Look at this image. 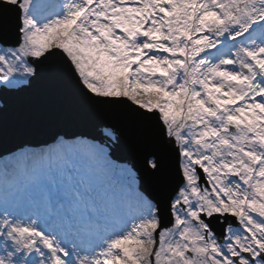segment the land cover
I'll return each mask as SVG.
<instances>
[{
  "label": "snow or ice",
  "instance_id": "6c2138e0",
  "mask_svg": "<svg viewBox=\"0 0 264 264\" xmlns=\"http://www.w3.org/2000/svg\"><path fill=\"white\" fill-rule=\"evenodd\" d=\"M45 67L95 119L0 157V264H264V0H0V95Z\"/></svg>",
  "mask_w": 264,
  "mask_h": 264
},
{
  "label": "water",
  "instance_id": "95a60500",
  "mask_svg": "<svg viewBox=\"0 0 264 264\" xmlns=\"http://www.w3.org/2000/svg\"><path fill=\"white\" fill-rule=\"evenodd\" d=\"M0 156L18 145L50 143L58 134H80L91 131L95 117L85 111L78 98L47 67L33 87L24 93L0 95ZM117 123L121 133L118 155L140 165L142 150L151 142L146 128L128 121ZM167 163V154H164ZM141 185L148 191L158 190L155 181L141 174Z\"/></svg>",
  "mask_w": 264,
  "mask_h": 264
},
{
  "label": "rangeland",
  "instance_id": "374dc122",
  "mask_svg": "<svg viewBox=\"0 0 264 264\" xmlns=\"http://www.w3.org/2000/svg\"><path fill=\"white\" fill-rule=\"evenodd\" d=\"M5 156H7V155H3V156H0V157H5Z\"/></svg>",
  "mask_w": 264,
  "mask_h": 264
}]
</instances>
